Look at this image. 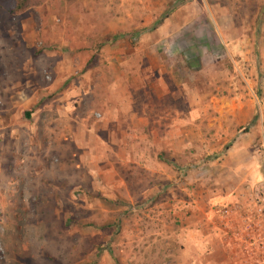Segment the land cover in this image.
Returning a JSON list of instances; mask_svg holds the SVG:
<instances>
[{
  "label": "rangeland",
  "instance_id": "rangeland-1",
  "mask_svg": "<svg viewBox=\"0 0 264 264\" xmlns=\"http://www.w3.org/2000/svg\"><path fill=\"white\" fill-rule=\"evenodd\" d=\"M263 125L264 0H0V264H232L182 221Z\"/></svg>",
  "mask_w": 264,
  "mask_h": 264
},
{
  "label": "crops",
  "instance_id": "crops-1",
  "mask_svg": "<svg viewBox=\"0 0 264 264\" xmlns=\"http://www.w3.org/2000/svg\"><path fill=\"white\" fill-rule=\"evenodd\" d=\"M249 149V144L243 142L233 145V152L240 156L226 155L221 167L228 170L227 166L232 165V173L224 176L226 171H223L225 173L218 178L222 181L229 175L238 178L218 188L211 187L212 183L205 180L196 201L190 202V215L182 221L185 234L206 244L211 252H232V264L247 262L250 255L258 252L257 241L264 236V222L254 212L258 187L264 182V165L256 162V154H250ZM241 164L244 169L240 168ZM223 206L232 208L228 216L221 214ZM216 259V264H222Z\"/></svg>",
  "mask_w": 264,
  "mask_h": 264
},
{
  "label": "built area",
  "instance_id": "built-area-1",
  "mask_svg": "<svg viewBox=\"0 0 264 264\" xmlns=\"http://www.w3.org/2000/svg\"><path fill=\"white\" fill-rule=\"evenodd\" d=\"M223 216H228L232 212V208L229 206H223L220 209ZM254 212L257 214L259 219L264 222V182H262L258 187L257 197L254 203ZM258 252L250 255L261 259L264 264V236H260L259 241H257Z\"/></svg>",
  "mask_w": 264,
  "mask_h": 264
},
{
  "label": "trees",
  "instance_id": "trees-1",
  "mask_svg": "<svg viewBox=\"0 0 264 264\" xmlns=\"http://www.w3.org/2000/svg\"><path fill=\"white\" fill-rule=\"evenodd\" d=\"M192 64H195V65H196V64H201V63H200V60H196V61H194V63H192Z\"/></svg>",
  "mask_w": 264,
  "mask_h": 264
}]
</instances>
